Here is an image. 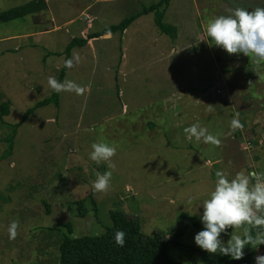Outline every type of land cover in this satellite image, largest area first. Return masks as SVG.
I'll use <instances>...</instances> for the list:
<instances>
[{
	"label": "rangeland",
	"instance_id": "obj_1",
	"mask_svg": "<svg viewBox=\"0 0 264 264\" xmlns=\"http://www.w3.org/2000/svg\"><path fill=\"white\" fill-rule=\"evenodd\" d=\"M28 1L0 0V12ZM156 1L46 0L44 11L0 22V103L8 105L0 120V264H56L66 223L71 237L98 236L113 210L136 217L143 235L161 232L175 261L198 263L202 249L194 236L203 230L202 203L215 173L231 179L240 171L264 172V65L256 69L251 58L211 45L205 30L220 11L264 8V0H170L163 22L186 38L181 32L176 41L157 39L147 14L122 36L71 47L73 66L61 82L85 92L57 93L58 105L33 111L9 147L10 125L50 95L48 78H57L70 40L98 34ZM236 112L243 128L233 131ZM196 122L220 134L221 145L189 141L184 129ZM101 141L117 147L103 193L93 183L97 172L110 169L89 158ZM180 218L187 227L175 243L171 226ZM13 220L18 235L9 239ZM231 235L242 229L228 228L220 239L226 244ZM257 247L251 246L256 256Z\"/></svg>",
	"mask_w": 264,
	"mask_h": 264
},
{
	"label": "clouds",
	"instance_id": "obj_2",
	"mask_svg": "<svg viewBox=\"0 0 264 264\" xmlns=\"http://www.w3.org/2000/svg\"><path fill=\"white\" fill-rule=\"evenodd\" d=\"M205 30L213 41L211 45L222 48L229 55L243 54L251 58L256 69L264 65V8L256 7L251 11L239 7L229 8L226 15L209 19ZM176 53L173 51L172 56ZM65 66L71 68L73 61H65ZM48 85L57 93L67 91L81 95L85 92V87L74 81L60 82L53 76L48 78ZM207 110L212 112L214 107L208 105ZM230 128L233 131L243 128L239 112L232 118ZM184 132L189 141L194 139L197 144L203 142L217 147L221 145L220 134L209 132L199 122L186 127ZM91 149L89 158L97 164L107 162L110 169L103 174L96 173L93 190L107 192L116 168L112 158L116 155L117 147L101 141L93 143ZM215 175L217 179L214 189L202 203L203 213L200 220L204 227L194 236V242L210 254L218 253L239 260L243 258L246 245L256 248L264 244V232L252 235V229L264 228V172L240 171L231 179L223 170L217 171ZM18 228L19 221L13 220L8 228L9 239L16 238ZM228 228L242 229V235H231L225 244L220 237ZM125 235L122 230L115 233L118 246H124ZM255 261L256 264H264V255L256 256Z\"/></svg>",
	"mask_w": 264,
	"mask_h": 264
},
{
	"label": "trees",
	"instance_id": "obj_3",
	"mask_svg": "<svg viewBox=\"0 0 264 264\" xmlns=\"http://www.w3.org/2000/svg\"><path fill=\"white\" fill-rule=\"evenodd\" d=\"M170 0H158L148 7H142L141 10L129 18L122 19L116 25H110L98 34L90 38H96L108 33H121L129 23L138 15L152 13L153 24L159 33L173 39L175 28L163 22V15L166 11ZM46 4L44 0H31L19 6L0 12V22H8L10 20H20L25 16L33 15L39 11H44ZM85 40L72 39L65 46L63 51L64 64L59 70L57 80L61 82L66 70L65 61L68 60V52L73 46H82ZM58 105L57 92L51 91L47 98H44L31 107L27 108L21 115L18 123L10 125V136L7 139L9 147H11L12 137L17 127L24 122L27 117L36 109L45 105ZM8 114L7 103H0V120ZM77 215H84L82 201H77ZM48 214L47 209L45 210ZM110 224L104 228L102 234L98 236H70V225H64L66 232L60 237L57 245L58 259L56 264H256L255 253L251 251V245H246L243 249V258L239 260L232 259L230 256L219 255L217 258H210L204 251L199 250L198 263L190 261L178 262L167 254L169 241L161 232H154L151 235H143L140 232L139 222L136 217L128 216L121 211L113 210L108 212ZM190 221V219L188 220ZM184 218L177 221L171 226V232L174 236V242L178 243V239L186 230ZM117 230L125 232V243L120 247L115 242V233ZM257 232H264V228L252 229V235ZM258 256L264 255V244L258 245ZM38 264V263H31Z\"/></svg>",
	"mask_w": 264,
	"mask_h": 264
},
{
	"label": "crops",
	"instance_id": "obj_4",
	"mask_svg": "<svg viewBox=\"0 0 264 264\" xmlns=\"http://www.w3.org/2000/svg\"><path fill=\"white\" fill-rule=\"evenodd\" d=\"M93 1H97V2H100L101 0H93ZM44 2H45V4H46V8H48V4H47V2H46V0H44ZM157 2V1H156ZM154 4V3H153ZM169 5H170V1H169V4H168V7H169ZM148 7V6H147ZM168 7H167V9H168ZM142 8V7H141ZM141 8H140V10H141ZM166 9V10H167ZM139 10V11H140ZM138 11V12H139ZM137 12V13H138ZM136 13V14H137ZM147 14H151V20H152V24H153V15H152V13H147ZM147 14H142V15H147ZM166 14V11L164 12V15ZM135 15V14H134ZM164 15H163V18H164ZM220 15H221V11H220ZM131 16H133V15H131ZM139 16H141V15H138V16H136L130 23H129V25L134 21V20H136V18H138ZM130 17V16H129ZM128 17V18H129ZM125 19V18H124ZM120 22V21H119ZM118 22V23H119ZM117 23V24H118ZM116 25V24H115ZM128 25V26H129ZM128 26L121 32V33H119V35L120 36H122L123 34H125L126 33V29L128 28ZM153 26H154V24H153ZM181 26H185V25H182L181 24ZM155 27V26H154ZM187 27V26H186ZM156 28V27H155ZM157 30V29H156ZM157 32H158V30H157ZM183 33V29H181V30H179L178 32L175 30V35H174V37H173V39H170V40H172V41H176L177 40V38H179L178 36V34H180V33ZM81 34V37L79 38V39H82V40H85V44L84 45H82V46H86V47H90V46H88V45H90L91 43H93V42H95L97 39H100L101 37H106V38H109L110 37V33H108V34H105V35H102V36H99V37H96V38H90L91 36H94L95 34H93V35H90V36H84L83 35V33H80ZM160 35H163V34H161V33H159L158 32V36H157V39H161L160 38ZM183 35H184V33H183ZM184 37L186 38V36L184 35ZM159 42V41H158ZM158 42L157 41H155L154 43L155 44H157L156 45V48H159L160 47V45L158 44ZM82 46H80V47H82Z\"/></svg>",
	"mask_w": 264,
	"mask_h": 264
}]
</instances>
